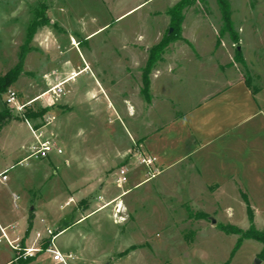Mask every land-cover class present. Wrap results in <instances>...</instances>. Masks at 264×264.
Wrapping results in <instances>:
<instances>
[{
	"label": "rangeland",
	"instance_id": "1",
	"mask_svg": "<svg viewBox=\"0 0 264 264\" xmlns=\"http://www.w3.org/2000/svg\"><path fill=\"white\" fill-rule=\"evenodd\" d=\"M178 2L0 0V75L25 50L22 70L7 89L27 103L53 85L56 74L62 81L68 79L57 98L63 105L52 106L44 114L54 116L44 129H52L62 153L24 160L21 158L29 151L18 148L7 169L8 179L0 182V194L7 193L11 205L18 195L17 205L34 207L36 220H44L36 229H63L54 244L62 253L72 254L69 264H254L256 258L257 264H264V257H258L259 241L242 238L235 248L239 235L219 227L235 225L246 230L250 207L255 228L264 230V190L245 189L236 176L221 173L218 165L203 166L199 175L189 161L142 181L147 168L137 162L135 151H149L138 138L145 137L148 145L157 126L162 135L156 144L162 147L158 153L173 146L172 136L181 129L172 118L192 106L206 87L194 85L188 77L174 78L175 101L165 110L164 104L150 106L141 92L149 52L172 31L169 10ZM228 2L237 41L220 31L223 20L217 0H187L179 12V38L168 43L156 63L182 61L187 66L196 60L222 70L236 65L238 76H249L244 50L248 40L254 44L261 39L264 48V0ZM70 66L79 71L75 76L74 71L68 73ZM152 73L151 69L150 98L154 95ZM211 73L204 77L214 78ZM5 92L0 109L3 104L7 107ZM47 102L46 95L27 106L40 108ZM37 121L44 124L43 118ZM13 127L19 145L33 141L25 121H15ZM123 150L127 152L121 155ZM211 161L216 164L219 160ZM47 166L46 175L43 169ZM121 166L128 169L127 179L118 184ZM71 183L76 184L67 190ZM66 196L72 197L66 200L68 206L63 204ZM77 218L83 219L76 222ZM46 241L32 257L45 251ZM0 247L3 258L9 249L4 244ZM46 257L41 254L33 264H44Z\"/></svg>",
	"mask_w": 264,
	"mask_h": 264
},
{
	"label": "crops",
	"instance_id": "2",
	"mask_svg": "<svg viewBox=\"0 0 264 264\" xmlns=\"http://www.w3.org/2000/svg\"><path fill=\"white\" fill-rule=\"evenodd\" d=\"M188 40L193 42L191 39ZM261 41L263 40L259 39L253 44L248 40L249 43L246 44L248 49L244 50V59L248 66L249 76H246V74L238 76L236 65L225 66L222 70L219 66L211 69L196 60L192 65L187 66H183L182 61L179 63L175 61L166 63L159 61V64L155 63L152 68L151 79L154 95L149 100L150 106L164 104L165 110L168 108L169 102L175 101V97L172 95V81L174 78L188 77L189 81L194 83V85L199 83H201L199 85H206L192 106L185 108L174 116L175 118H172L176 128L180 127L182 133H175L172 136L174 138H172L173 146L167 147L165 152L161 151L158 153V150L162 149V147L159 149L156 144L158 145L162 135H160V130L157 126L153 130L154 140L150 141L148 145L144 144L145 137L138 138L140 145L145 150L148 149L149 155L157 158L156 165L161 166L160 172L183 161H189L190 166L199 175L204 171L203 166L204 168H213L214 165H218L217 168L221 173L229 174L230 177L236 176L238 183L242 184L245 189L264 190V48H261ZM160 63L164 64L161 65ZM68 69V73L74 71V76L79 72L73 70L71 66ZM175 70L180 73L174 74ZM209 71H212L211 75L214 78L209 77L206 79L204 77ZM194 80H198V83ZM247 80L249 84H246ZM52 81H55L53 82L55 84L62 80L56 74L53 76ZM99 87L101 88V86ZM139 92L140 88L138 87ZM39 95L33 98L32 102L39 100L41 98ZM47 100L46 106L51 108L55 105H63V103L57 101L58 99H56L57 102L54 101L53 103H51V99L47 98ZM138 100L142 102L141 97ZM67 106L71 108L69 104ZM4 107L3 104L0 111ZM156 113H154L155 119L157 118ZM15 121L23 122L25 120L12 118L0 128V173L11 166V161L18 152V148L29 151L30 145L34 142L33 135V141L30 140L26 144H18L20 139L12 134L15 132L13 127V122ZM29 121L35 131H38L35 133L40 134L41 139L54 140L56 142L55 133H53L52 129L45 130V125L39 124L38 121L32 119H29ZM156 122L155 120L154 125H157ZM25 123L29 129L26 121ZM175 135L176 137H174ZM126 152L127 150H123L120 154L122 155ZM28 153L21 159H24ZM203 155H205V158L202 161L200 157ZM212 159L219 161L213 164ZM43 171L47 175L49 167H45ZM215 171L217 170L215 169ZM7 179L8 176L6 174L5 180ZM5 180H0V182ZM144 180L145 178L142 181ZM45 181H43V184H45ZM142 181L137 183L140 184ZM210 182L211 180L204 182V184ZM213 183L216 186L218 184L216 180ZM75 184H69L66 189L71 190ZM50 189L54 192L55 186L52 185ZM3 195L6 196L3 197ZM3 195L0 194V227H4L8 237L16 239V242L20 243L21 246H35L46 243L48 238L44 229L35 228L38 222L42 224L44 220L43 218L36 220L37 214L34 211V207L25 208L24 203L17 205V201L20 199L18 195H15L16 201L11 205L7 200V193ZM68 199L72 200V197L66 196L63 201V204H66L65 206H68L66 201ZM61 205L60 207H62ZM82 219L77 218L76 222ZM36 230L41 232V237L43 238H36ZM0 244H4L9 249L8 253L3 258H0V264H16V251L6 242H1ZM44 253L47 256L43 261L44 264H57L47 251L38 253L27 264H33Z\"/></svg>",
	"mask_w": 264,
	"mask_h": 264
},
{
	"label": "trees",
	"instance_id": "3",
	"mask_svg": "<svg viewBox=\"0 0 264 264\" xmlns=\"http://www.w3.org/2000/svg\"><path fill=\"white\" fill-rule=\"evenodd\" d=\"M186 1L187 0H180V2H178L176 5H174L169 10V12L172 14L171 24H170V26L172 27V31L169 34H166L165 37H163L157 44H155L149 52L146 66L141 74L142 83H143L141 92L144 94V97L147 101L150 100L148 74L150 73L151 69L155 65L156 61L160 58V55L163 49L168 45V43L172 40H176L177 38H179V32L181 29L180 24L182 20V16H180L179 12ZM217 3L220 7L221 16L223 20V27L220 31L227 32L232 38V40L237 41V34L234 31L232 21L230 18L231 10H230V4L228 0H217ZM236 51L238 52V50ZM24 54H25V50L19 56L18 62L11 69L6 71L3 75H0V97L6 91V89L17 80L22 70ZM237 57H238L237 59L243 64V61L240 55H237ZM246 84H249L248 80L246 81ZM50 109H51L50 106L49 107L45 106V107H40V108H33L31 106H25L23 113L17 116V115H14L8 107H4L0 111V128L6 121L12 118H19L22 120L32 119L36 121L41 120L43 118V115ZM247 210H248L249 227L246 230H242L235 225H219V227L227 233H235L239 235L235 248L239 247V245L241 244L242 238L254 239V240L259 241L262 244V249L260 253L258 254V257L262 258L264 257V230H259L255 228L253 224L252 210L250 209V207H247ZM42 248L45 249V246H43ZM33 259L34 257H28L26 259L18 258L15 260H16V264H27Z\"/></svg>",
	"mask_w": 264,
	"mask_h": 264
},
{
	"label": "built area",
	"instance_id": "4",
	"mask_svg": "<svg viewBox=\"0 0 264 264\" xmlns=\"http://www.w3.org/2000/svg\"><path fill=\"white\" fill-rule=\"evenodd\" d=\"M73 76L74 74L71 73ZM71 76V77H73ZM65 81L57 82L53 85H51L46 91H44L39 97L46 96L47 98L51 99V103H53L58 96L63 93L60 86ZM38 97V98H39ZM4 102L7 105V107L11 110V112H15L18 114H22L25 106L30 104L32 102L28 101L27 103H22L18 100L17 94L13 89H7L4 95ZM44 124H49L54 120V116L51 115H43ZM27 122L29 129L34 135V142L29 147V153L24 158V160L34 157L37 159L46 158L49 156L50 153L56 152L58 154L62 153V150L54 140H43L40 138V134L35 133V129L33 128L31 122L28 119H25ZM135 152L137 153L136 159L137 162L140 164H143L147 168V176L145 177V180H148L154 176H156L160 169L156 165L157 158L153 155L144 154L139 149H137ZM118 175L116 178V182L118 184L124 183L126 181V174L128 172V169L125 166H121L118 168ZM6 172L7 170H4L2 173H0V180L6 179ZM106 205V204H104ZM104 205L100 206L99 209H101ZM43 221V220H41ZM47 238H48V246L45 249V251L49 252L52 260L57 264H69V260L73 257L71 253L64 254L54 244V239L57 236L59 232H61V229L58 230V232H54L50 227H45L44 229ZM36 238H43L41 237L42 234L39 230L35 231ZM6 242L12 249L16 251L15 259L21 258L26 259L28 257L34 256L37 252H39V244L32 245V246H21L20 243L16 242V239H10L8 237L7 232L5 231L4 227H0V243Z\"/></svg>",
	"mask_w": 264,
	"mask_h": 264
},
{
	"label": "water",
	"instance_id": "5",
	"mask_svg": "<svg viewBox=\"0 0 264 264\" xmlns=\"http://www.w3.org/2000/svg\"><path fill=\"white\" fill-rule=\"evenodd\" d=\"M259 262V259L256 258L255 261H254V264H257Z\"/></svg>",
	"mask_w": 264,
	"mask_h": 264
},
{
	"label": "bare ground",
	"instance_id": "6",
	"mask_svg": "<svg viewBox=\"0 0 264 264\" xmlns=\"http://www.w3.org/2000/svg\"><path fill=\"white\" fill-rule=\"evenodd\" d=\"M74 41V40H73Z\"/></svg>",
	"mask_w": 264,
	"mask_h": 264
}]
</instances>
